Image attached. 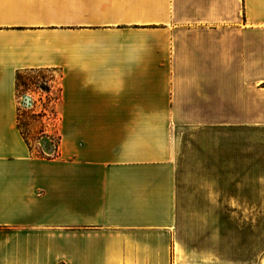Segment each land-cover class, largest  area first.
<instances>
[{
    "label": "crops",
    "instance_id": "obj_1",
    "mask_svg": "<svg viewBox=\"0 0 264 264\" xmlns=\"http://www.w3.org/2000/svg\"><path fill=\"white\" fill-rule=\"evenodd\" d=\"M0 264H264V0H0Z\"/></svg>",
    "mask_w": 264,
    "mask_h": 264
},
{
    "label": "rangeland",
    "instance_id": "obj_2",
    "mask_svg": "<svg viewBox=\"0 0 264 264\" xmlns=\"http://www.w3.org/2000/svg\"><path fill=\"white\" fill-rule=\"evenodd\" d=\"M19 78L21 128L30 143L40 147L41 154L54 156L58 140L56 75L53 71L40 70L23 72ZM181 130V127H177V132ZM42 144L47 147L46 152L41 151ZM182 159L181 155L179 161Z\"/></svg>",
    "mask_w": 264,
    "mask_h": 264
},
{
    "label": "trees",
    "instance_id": "obj_3",
    "mask_svg": "<svg viewBox=\"0 0 264 264\" xmlns=\"http://www.w3.org/2000/svg\"><path fill=\"white\" fill-rule=\"evenodd\" d=\"M20 74L21 73H19L18 74V76H17V86H18V89H19V76H20ZM20 119V118H19ZM24 133V132H23ZM24 136H25V138L27 139V140H29L27 137H26V135H25V133H24ZM59 142H60V136H59V134H58V140H57V142L55 143L56 145V150L58 151V147H59ZM41 154V153H40ZM41 155H43V154H41Z\"/></svg>",
    "mask_w": 264,
    "mask_h": 264
}]
</instances>
